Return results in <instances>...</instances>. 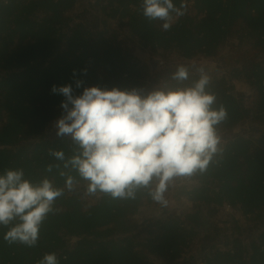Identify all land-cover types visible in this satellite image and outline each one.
Instances as JSON below:
<instances>
[{
    "label": "trees",
    "instance_id": "trees-1",
    "mask_svg": "<svg viewBox=\"0 0 264 264\" xmlns=\"http://www.w3.org/2000/svg\"><path fill=\"white\" fill-rule=\"evenodd\" d=\"M78 1L0 0V102L5 99L7 107L4 112L0 108V173L20 168L33 184L47 178L64 189L41 225L35 247L7 243L8 229L0 226V264H37L48 252H55L60 264H144L134 249L139 226L148 228L135 217L159 203L146 189L135 199L89 194L88 181L49 154L62 150L67 160L78 150L70 137L56 134L64 97L51 88L70 84L79 95L91 86L144 93L190 87L201 74L184 81L172 76L194 58L214 59L216 70L223 72L207 89L216 96L213 107L222 105L228 113L218 126L223 151L205 172L184 177L198 184L183 193L190 211L182 222L175 213L155 222L148 232L153 237L150 251L173 264L184 263L190 246L199 241V264H264V0H202L200 19L185 14L169 31L161 29L160 21L143 17L142 0H86V8H97L93 15L74 14ZM173 2L179 7L182 0ZM105 19L127 29L128 45L141 51L133 52L120 32H100ZM230 37L263 57L221 67L219 57ZM141 52L163 61V67L151 73V62ZM239 81L251 90V102L235 91ZM67 175L76 180L72 190L65 188ZM223 211L233 227L212 223ZM242 218L261 229L257 242H244Z\"/></svg>",
    "mask_w": 264,
    "mask_h": 264
},
{
    "label": "clouds",
    "instance_id": "clouds-1",
    "mask_svg": "<svg viewBox=\"0 0 264 264\" xmlns=\"http://www.w3.org/2000/svg\"><path fill=\"white\" fill-rule=\"evenodd\" d=\"M140 10L147 20H158L161 29L169 31L187 6L183 0L179 7L173 0H142ZM199 71L200 78L190 87L147 93L91 86L74 95L70 84L53 85L51 91L64 97L56 134L70 137L78 150L67 160L62 150L49 154L88 181L89 194L135 199L146 189L153 201L166 207L165 194L175 178L205 172L223 151L218 126L228 113L222 105L213 107L216 96L207 90L210 77L202 68ZM188 76V68L180 65L172 79L184 81ZM75 86L80 88L82 81H75ZM75 184L73 176H65V188L72 190ZM63 193L47 178L33 184L23 169H5L0 173V226L8 229L4 240L35 247L41 225ZM37 264L60 261L55 252H48Z\"/></svg>",
    "mask_w": 264,
    "mask_h": 264
},
{
    "label": "rangeland",
    "instance_id": "rangeland-1",
    "mask_svg": "<svg viewBox=\"0 0 264 264\" xmlns=\"http://www.w3.org/2000/svg\"><path fill=\"white\" fill-rule=\"evenodd\" d=\"M86 0H79L76 3V8H74V14L81 13V12H87L89 14H96L97 8H94V5L92 3V7L86 8ZM184 3L187 6V10L185 14H188L189 18L198 20L203 16V3L202 0H185ZM225 3V0H224ZM100 32L104 33L105 31H111L115 30L118 33L119 36H122L125 43L128 45V41L124 38L128 34V30L125 28H122L121 25L117 23L116 20H113V23L109 21V19H105L104 23L101 24L100 28H98ZM235 29V28H234ZM239 31L235 30V34H237ZM119 39L117 38V41ZM130 49L133 52H140L141 50L135 47L133 44L128 45ZM223 54V55H222ZM221 55L223 58L219 57V61L221 63V67L228 66V69L236 68L240 63H246L249 64V61L252 58H258L261 59L263 57L262 54L257 53L250 47L246 46L242 42L235 41L234 39L231 40V37L228 38L226 41L222 51ZM140 57L147 59L151 62L149 64V69L151 73H155L157 70H159L161 67H163L164 62L158 59H152L154 55L150 56H144V54L141 52ZM172 59L177 63V60L174 55L170 54L169 59ZM239 61L240 63L235 64V61ZM183 66H186L189 71V75L194 74H201L200 69L202 68L204 72L210 77V82L216 80L217 76L223 75L220 70H216V64L214 59H188L184 61V64H180ZM170 73V71H169ZM169 73H165V76H167ZM215 85V84H214ZM246 83L243 81L237 82L236 90L241 96H243V99H246L247 101L251 102V90L247 86ZM14 104L15 102L12 101ZM0 108L1 112H4L6 107V100L2 99L0 102ZM185 186L186 188L181 190L180 187ZM198 186L197 182H194L190 179L184 178V177H177L175 178L174 184L168 189L166 192V199L168 201L167 206H161L160 204L158 206H155L153 210H150L144 214L136 215V219L142 223L144 222L145 227L148 229L143 228L142 226H139L138 229V239L136 240V246L135 251L138 252V254H141V257L144 256V264H173L169 262L165 257L160 258L157 255H154L150 251V238H153L151 234L148 232L151 230L152 225H154L155 222H160L162 219H165V216H168L169 214L176 215V218H178L181 222L182 219L187 215V213L190 211L191 202L184 199L185 192H188L191 188ZM189 187V188H187ZM238 211V210H237ZM231 214V213H230ZM215 217L218 218H211L212 223L217 228H225V227H233L231 223L229 222V216H227L226 212H220L217 213ZM245 223L246 225H243ZM255 223V222H254ZM254 223L250 224V221H247V218H242L241 220V226L240 228H243V231L241 230L240 233L242 234V238L244 239V242L246 244H251L252 241H255L258 239V236L261 234V229L258 231V228H253ZM256 225V224H255ZM259 225V224H258ZM75 239H70L69 242L73 243ZM257 242V241H255ZM199 241H194V245H191L188 253L186 254V261L184 263L179 262L178 264H199V260L196 256V250L198 249ZM143 259V258H142ZM182 261V260H181ZM176 263V262H175Z\"/></svg>",
    "mask_w": 264,
    "mask_h": 264
}]
</instances>
